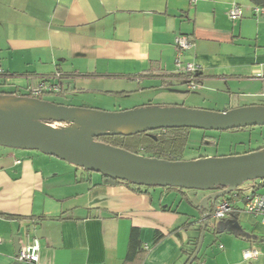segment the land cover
Listing matches in <instances>:
<instances>
[{
	"label": "crops",
	"instance_id": "0c3cea01",
	"mask_svg": "<svg viewBox=\"0 0 264 264\" xmlns=\"http://www.w3.org/2000/svg\"><path fill=\"white\" fill-rule=\"evenodd\" d=\"M249 1L0 0V91L11 94L1 98L40 89L43 97L70 102L65 107L95 111L101 110L84 101L133 98L145 108L197 100L189 109L223 108L203 110L213 113L262 109L264 5ZM232 5L242 11L235 21L227 15ZM177 35L192 40L179 58L196 67L193 90L175 65ZM70 114L89 125L97 115ZM120 124L108 128L144 127ZM258 184L241 185L242 196L257 193ZM142 190L39 151L0 145V264L14 263L15 237L19 247L37 240L39 264H125L132 234L146 252L139 264H186L203 226L199 204L177 191ZM242 196L232 200L231 215L213 219L195 264H264V225L243 212ZM249 248L260 252L257 259L243 260Z\"/></svg>",
	"mask_w": 264,
	"mask_h": 264
},
{
	"label": "water",
	"instance_id": "95a60500",
	"mask_svg": "<svg viewBox=\"0 0 264 264\" xmlns=\"http://www.w3.org/2000/svg\"><path fill=\"white\" fill-rule=\"evenodd\" d=\"M256 5H264V0H251ZM23 99V98H17ZM37 101L56 115L68 110L90 111L99 116L98 120L87 129V142L74 138L47 122L66 121L56 119H28L18 114L0 112V145L10 148L30 149L59 160L69 161L84 171L106 175L114 180L126 181L135 185L175 187L184 190L211 192L215 187H225L223 191L211 192L205 196L200 206L208 210V202H215L231 191L253 180H264V151L251 152L227 157H206L190 161H166L136 155L113 146L94 141L102 135H132L143 131L169 128H188L198 130H233L252 126H264V108L232 109L227 112L213 113L183 107H145L120 112H103L69 108L62 105ZM173 112L194 114L186 117L171 115ZM162 114L163 117L145 120L141 116ZM47 121V122H46ZM132 121L145 126L142 131L131 134L113 133L96 130L105 123ZM73 123V122H71ZM225 123V124H224ZM209 213L202 216L203 227L195 251L187 264H193L204 240ZM15 252L19 250L18 238H14ZM13 264H18L14 262Z\"/></svg>",
	"mask_w": 264,
	"mask_h": 264
},
{
	"label": "rangeland",
	"instance_id": "374dc122",
	"mask_svg": "<svg viewBox=\"0 0 264 264\" xmlns=\"http://www.w3.org/2000/svg\"><path fill=\"white\" fill-rule=\"evenodd\" d=\"M250 2L249 0H247ZM197 91H188L184 90L185 95L194 96ZM44 101L67 106L70 102L64 101L60 98L56 97H43ZM80 100H75L74 103H80ZM196 102L193 103V100L186 101L183 103V101H176L175 99H168L164 101L166 106H162L164 108H170V107H183V108H189L191 105H198L200 104V101L195 100ZM137 102V103H136ZM145 102V101H142ZM84 103L86 106H88L91 109H97L105 112H120V111H128L133 109L142 108L141 104L144 103H138V101L131 99H124V100H117L112 99L110 102L107 101H101L100 99L91 101L89 99L85 100ZM148 104H151L147 102ZM139 104L138 106H136ZM146 104V102H145ZM186 104V105H181ZM149 107H160L158 105H147ZM206 110H214L216 112H220L223 110L220 105L217 107L213 104L210 105H201ZM201 107V108H202ZM203 109V110H205ZM232 110V109H231ZM227 111H230V109H227ZM52 126L59 128V129H71L73 128V123L66 122V121H52L48 122ZM70 127V128H69ZM259 149H264V126H252V127H245L241 129H234V130H223V131H213V130H198V129H189L188 130V140L186 147L183 151L181 161H190V160H196L200 158H206V157H227V156H235V155H242L243 153H248L250 151H256ZM85 173V171H83ZM100 175V174H99ZM255 183H259L260 181H254ZM157 189H165L161 187H157ZM184 190V189H183ZM174 191V190H166ZM255 191L258 194L264 195V184L259 187L258 189H255ZM185 195H187L189 198L192 199L194 203L200 204L202 199L207 196V192L202 191H194V190H184ZM193 195H196L197 197L194 198ZM204 196V197H203ZM184 208H187L185 204H183ZM217 224L219 221H216Z\"/></svg>",
	"mask_w": 264,
	"mask_h": 264
},
{
	"label": "trees",
	"instance_id": "16d2710c",
	"mask_svg": "<svg viewBox=\"0 0 264 264\" xmlns=\"http://www.w3.org/2000/svg\"><path fill=\"white\" fill-rule=\"evenodd\" d=\"M1 85V82H0ZM11 94L5 93L0 91V97L4 96H10ZM16 98H26V99H35L39 101L43 100V95H34L32 93H24V94H16ZM188 128H169V129H160V130H154V131H143L138 132L132 135H102L99 137L94 138V141L113 146L119 149H123L125 151H128L130 153L141 155L149 158H157L161 160L166 161H181V157L183 154V151L186 147L187 140H188ZM262 151V149L256 150V151H250L251 152H258ZM81 168V167H80ZM82 169V168H81ZM83 170V169H82ZM84 171V170H83ZM85 173L91 174V172L85 171ZM101 178L105 182L110 183H116V184H123L131 188L134 192L142 193V189H147L150 187H157V186H142V185H135L130 182L126 181H119L114 180L106 175H101ZM254 181H260L259 184L254 187V189H258L264 184V180H253L249 182ZM166 190H174L177 191L183 195H185L184 190L181 188H175V187H167ZM225 187L217 186L215 187L211 192H220L223 191ZM207 192V194L211 193ZM206 196V195H205ZM242 196L241 191V185L236 188L235 190L231 191L229 194L218 198L215 202H212L211 200L208 202V210H203L202 206L200 204L196 206L195 208L199 210V213L201 214V222L202 216L205 213H209L207 220V227L205 229V233L210 232L211 230H214V226L212 225L213 218L212 214L216 208V206L223 200H233L234 198H240ZM189 204L191 202L188 200ZM203 227V226H202ZM201 228H199V234L201 231ZM136 231V230H133ZM162 238V235H159L155 241H159ZM199 236L194 239L190 244V248L186 251L187 253V262L189 261L190 257L192 256L193 252L195 251L197 244H198ZM146 254L145 250L141 247V244L137 237L135 235H131L130 237V244H129V251L127 258L125 260V264L127 263H134L139 264L143 258V256ZM199 259V254L195 258L193 264L196 263V261Z\"/></svg>",
	"mask_w": 264,
	"mask_h": 264
},
{
	"label": "built area",
	"instance_id": "2783aa9c",
	"mask_svg": "<svg viewBox=\"0 0 264 264\" xmlns=\"http://www.w3.org/2000/svg\"><path fill=\"white\" fill-rule=\"evenodd\" d=\"M190 3H193L195 0H189ZM257 11V9H255ZM228 18L231 21H235L242 16L241 8L238 5H232L228 11ZM174 45L177 50V57L175 65L180 73H183L186 76V84L188 88L193 90L197 87L195 82L194 72L196 67L192 64H183L180 61L179 55L188 50L192 45V40L185 35H177L174 39ZM1 75V70H0ZM40 89H37L33 94L38 95ZM243 203V212L247 215L258 218L260 223L264 225V195L252 192L250 194L242 196ZM237 202L230 200L221 201L215 208L212 218L214 220H223L231 215L235 208ZM1 243V239H0ZM39 244L36 239H33L32 242L26 243L19 247L18 252L14 257V262L18 264H39ZM260 252L255 248L245 249L242 252V258L245 261H252L258 258Z\"/></svg>",
	"mask_w": 264,
	"mask_h": 264
},
{
	"label": "bare ground",
	"instance_id": "6f19581e",
	"mask_svg": "<svg viewBox=\"0 0 264 264\" xmlns=\"http://www.w3.org/2000/svg\"><path fill=\"white\" fill-rule=\"evenodd\" d=\"M72 111L77 112V110H68L67 112H65L63 114L56 115V114L52 113L51 111L47 110L43 104H41L37 101L36 102H28V101H24V100H19L17 98L8 99V98H1L0 97V112H6V113H10V114L15 113V114L21 115L24 118H28V119H56V118H63L64 119V117H70L71 120H68V121L73 122V124L75 123V126L71 129H67L66 133L71 135L74 138H78V139L82 140L83 142H87L89 135H87V137L85 135L87 133V129L92 125H89L86 122H84L85 119L83 117H81L80 115H78V116L77 115H71V114L67 115L68 112H72ZM154 115L155 114H151V113L149 114L148 113L147 115H143L141 117H142V119H145V120H154V119H156V118H154ZM193 115L194 114L185 115V114H182L180 112V116L190 117ZM98 118H99L98 115L93 116L94 123L98 120ZM120 123L121 124H129V123L134 124V122H132V121H120V122L105 123V124L101 125L96 130V133H103L105 131H111L110 129H112L113 131H111V132H113V133L131 134V133L118 132V131H122L121 128H117V127L108 128L109 126L119 125ZM135 124H137V123H135ZM145 128L146 127L144 126L143 129H145ZM143 129H141L139 131H142ZM136 132H138V131H136ZM133 133H135V132H133Z\"/></svg>",
	"mask_w": 264,
	"mask_h": 264
},
{
	"label": "flooded vegetation",
	"instance_id": "af4514ba",
	"mask_svg": "<svg viewBox=\"0 0 264 264\" xmlns=\"http://www.w3.org/2000/svg\"><path fill=\"white\" fill-rule=\"evenodd\" d=\"M47 122V121H46ZM48 123V122H47ZM239 129H241V128H239ZM234 130V129H233Z\"/></svg>",
	"mask_w": 264,
	"mask_h": 264
}]
</instances>
